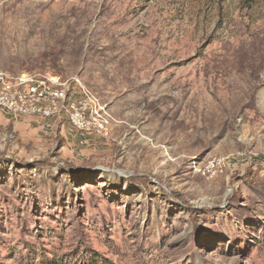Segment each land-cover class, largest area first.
Wrapping results in <instances>:
<instances>
[{"label": "rangeland", "instance_id": "rangeland-1", "mask_svg": "<svg viewBox=\"0 0 264 264\" xmlns=\"http://www.w3.org/2000/svg\"><path fill=\"white\" fill-rule=\"evenodd\" d=\"M21 71L114 122L0 109V264H264V0H0Z\"/></svg>", "mask_w": 264, "mask_h": 264}, {"label": "built area", "instance_id": "built-area-1", "mask_svg": "<svg viewBox=\"0 0 264 264\" xmlns=\"http://www.w3.org/2000/svg\"><path fill=\"white\" fill-rule=\"evenodd\" d=\"M0 109L52 119L60 127L67 121L84 136L106 138L114 122L107 106L79 77L50 71L0 72Z\"/></svg>", "mask_w": 264, "mask_h": 264}, {"label": "trees", "instance_id": "trees-1", "mask_svg": "<svg viewBox=\"0 0 264 264\" xmlns=\"http://www.w3.org/2000/svg\"><path fill=\"white\" fill-rule=\"evenodd\" d=\"M46 264H63V263L60 262V261H50V262H48ZM88 264H96V263L95 262H91V263H88ZM103 264H110V263L108 261H104Z\"/></svg>", "mask_w": 264, "mask_h": 264}]
</instances>
